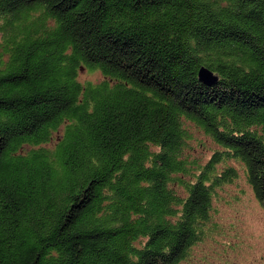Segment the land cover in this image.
Returning a JSON list of instances; mask_svg holds the SVG:
<instances>
[{
  "label": "trees",
  "instance_id": "16d2710c",
  "mask_svg": "<svg viewBox=\"0 0 264 264\" xmlns=\"http://www.w3.org/2000/svg\"><path fill=\"white\" fill-rule=\"evenodd\" d=\"M241 174L264 208V0H0V264H181Z\"/></svg>",
  "mask_w": 264,
  "mask_h": 264
},
{
  "label": "rangeland",
  "instance_id": "374dc122",
  "mask_svg": "<svg viewBox=\"0 0 264 264\" xmlns=\"http://www.w3.org/2000/svg\"><path fill=\"white\" fill-rule=\"evenodd\" d=\"M101 79L99 71H81L83 81ZM204 144L207 159L214 143L208 138ZM254 195L241 174L215 205L217 215L207 224V227L215 225L213 231L181 264H264V208Z\"/></svg>",
  "mask_w": 264,
  "mask_h": 264
},
{
  "label": "water",
  "instance_id": "95a60500",
  "mask_svg": "<svg viewBox=\"0 0 264 264\" xmlns=\"http://www.w3.org/2000/svg\"><path fill=\"white\" fill-rule=\"evenodd\" d=\"M200 80L207 83V84H216L218 82V75H216L213 71L209 68L203 66L199 71Z\"/></svg>",
  "mask_w": 264,
  "mask_h": 264
}]
</instances>
